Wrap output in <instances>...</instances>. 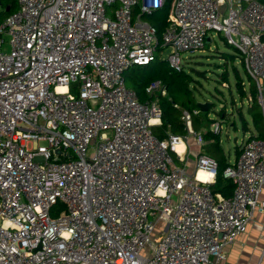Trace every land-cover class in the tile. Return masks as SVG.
<instances>
[{
	"label": "built area",
	"instance_id": "obj_1",
	"mask_svg": "<svg viewBox=\"0 0 264 264\" xmlns=\"http://www.w3.org/2000/svg\"><path fill=\"white\" fill-rule=\"evenodd\" d=\"M163 2L16 0L0 18V264H219L264 212V139L241 141L222 171L231 195L213 193L215 158L198 152L189 170L191 147L204 143L192 114L181 112L185 134L157 139L165 84L149 83L141 102L124 80L166 47L181 71V53L221 33L264 121V3L173 0L158 35L142 15ZM58 202L66 210L52 217Z\"/></svg>",
	"mask_w": 264,
	"mask_h": 264
},
{
	"label": "rangeland",
	"instance_id": "obj_2",
	"mask_svg": "<svg viewBox=\"0 0 264 264\" xmlns=\"http://www.w3.org/2000/svg\"><path fill=\"white\" fill-rule=\"evenodd\" d=\"M208 37L209 41H206L203 49L181 53L183 69L190 73L194 79L191 87L196 103H208L207 110L201 111L198 108L199 112L196 115L202 123L201 132L205 128L210 129L214 121L220 122L222 126L218 133L219 145L225 158L233 159L235 147L249 136L242 125L243 117L251 124L250 114L247 111L249 105L247 97L251 96L248 88L249 79L238 51L233 46L226 44L223 35L210 31ZM5 39L8 38L5 37ZM4 47L6 50L9 49L7 43L4 44ZM169 51L170 48L166 47L159 53V59L164 60ZM225 54L233 55V58ZM234 68L242 80L245 96H242L236 87ZM209 119L211 121H208ZM188 142L194 144L192 138ZM214 146L215 144L206 141L201 146L193 145L189 155V170L194 169V161L198 152L212 155ZM65 210V204L58 202L51 208L50 215L56 217ZM164 226V221L156 223L154 231L150 235L151 242H154ZM150 251L151 245L146 244L142 253L147 256Z\"/></svg>",
	"mask_w": 264,
	"mask_h": 264
},
{
	"label": "trees",
	"instance_id": "obj_3",
	"mask_svg": "<svg viewBox=\"0 0 264 264\" xmlns=\"http://www.w3.org/2000/svg\"><path fill=\"white\" fill-rule=\"evenodd\" d=\"M172 1L173 0H164L163 5L160 8L142 15L145 20L156 27L158 35L164 31L168 24L167 17L172 6ZM261 1L264 3V0ZM7 6L8 9L5 10V7ZM16 8V0H1L0 18H3L9 13L15 11ZM227 56L233 58V55L228 54ZM234 76L236 79V87L238 88L240 94L245 96L246 92L242 88V80L235 68ZM248 79V88L252 97V102L248 105L247 111L250 114L251 122L256 130V134L249 135V137L254 136L264 139V121L260 107L255 99V84L249 76ZM124 80L126 85L135 91L141 102H144L147 99L145 88L149 83L154 80H160L163 84H165L167 94L158 98L161 110V123L159 125L152 126L153 134L157 139H164L168 133L180 135L186 133L184 123L181 119L182 110H188L192 114V124L194 129L196 131H201L202 123L199 117L196 116L199 111L192 92L193 88L191 87V83L194 79L190 73L184 69L181 71H175L169 66L167 61L156 58L154 61L146 65H133L129 67L124 72ZM208 121L211 120L209 119ZM242 125L246 130L247 125L244 117ZM202 136L204 141L215 144V148L212 150V155L210 156L217 160L218 168L215 183L212 185V192L228 197L232 193L233 185L229 179L224 178L222 175L223 169L228 165V159L225 158L219 145V135L211 130H204L202 131ZM239 150V146L237 145L235 147L236 155L239 153Z\"/></svg>",
	"mask_w": 264,
	"mask_h": 264
},
{
	"label": "crops",
	"instance_id": "obj_4",
	"mask_svg": "<svg viewBox=\"0 0 264 264\" xmlns=\"http://www.w3.org/2000/svg\"><path fill=\"white\" fill-rule=\"evenodd\" d=\"M246 125V130L243 128L244 131H247L248 135H255L256 130L252 122L250 124L246 120ZM205 130L210 129L205 128ZM234 157H236V154ZM259 198L264 200V187L260 192ZM219 264H264L263 211H254L246 231L238 234L232 243L226 245L225 258Z\"/></svg>",
	"mask_w": 264,
	"mask_h": 264
},
{
	"label": "water",
	"instance_id": "obj_5",
	"mask_svg": "<svg viewBox=\"0 0 264 264\" xmlns=\"http://www.w3.org/2000/svg\"><path fill=\"white\" fill-rule=\"evenodd\" d=\"M0 5H1V0H0ZM7 9H8V6L5 7V10H7ZM208 41H209V37H207V42H208ZM197 106H198V108H199L201 111H206V110H207V107H208V103H203V102H201V103H198Z\"/></svg>",
	"mask_w": 264,
	"mask_h": 264
},
{
	"label": "bare ground",
	"instance_id": "obj_6",
	"mask_svg": "<svg viewBox=\"0 0 264 264\" xmlns=\"http://www.w3.org/2000/svg\"><path fill=\"white\" fill-rule=\"evenodd\" d=\"M182 147V143H179L178 148ZM200 174H202L203 172H199Z\"/></svg>",
	"mask_w": 264,
	"mask_h": 264
}]
</instances>
